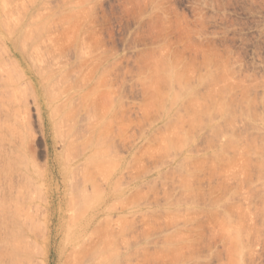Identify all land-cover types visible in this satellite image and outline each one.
<instances>
[{
	"label": "rangeland",
	"instance_id": "374dc122",
	"mask_svg": "<svg viewBox=\"0 0 264 264\" xmlns=\"http://www.w3.org/2000/svg\"><path fill=\"white\" fill-rule=\"evenodd\" d=\"M6 28L20 29L21 38L27 37L22 48L30 69L26 77L12 68L10 53L4 54L10 49ZM0 30L5 63L0 78L5 76L12 87L7 92L0 88V170L35 163L41 172L49 161L65 171L71 185L61 209L66 221L72 217L69 231L88 211L85 201L96 204L102 195L92 237L78 251L82 264H234L233 246L226 238L230 224L232 232L240 229V264H264V0H0ZM40 31L55 39L51 48L63 67L51 58L35 59L39 47L33 34ZM40 54L44 56L43 48ZM159 56L174 70L188 72L192 88L186 87L203 99L209 115L196 113L194 121L186 103L177 106L180 113L173 108L171 119L160 110H149L148 99L154 94L145 81L153 84L154 76H160L155 72L160 64L154 63H160ZM96 68L101 72L90 77ZM30 77L39 81L41 95L31 89ZM160 86L179 92L181 85ZM92 88L99 94L111 91L117 100V111L96 127L92 122L101 120L103 109L100 97L90 105ZM221 105L227 113L219 111ZM178 114L188 119L180 115L179 123ZM53 116L60 119L58 124ZM195 122L201 128L192 127ZM173 128H182L188 141L180 151L169 138L171 133L175 138ZM228 136H233L231 141L238 137L237 144L232 143L238 150L228 147ZM157 141L173 145H165L168 151L162 148L167 161L160 153L162 145L157 151ZM33 180V221L26 225L36 243L24 235L19 243L30 245L26 264H43L44 193L37 186L46 183L52 192L58 187L61 191L63 179L53 175L44 180L34 172ZM165 208L173 215L163 213ZM224 215L230 220L222 228V217L228 219ZM0 264H8L6 251L0 250Z\"/></svg>",
	"mask_w": 264,
	"mask_h": 264
},
{
	"label": "bare ground",
	"instance_id": "6f19581e",
	"mask_svg": "<svg viewBox=\"0 0 264 264\" xmlns=\"http://www.w3.org/2000/svg\"><path fill=\"white\" fill-rule=\"evenodd\" d=\"M6 18V17H5ZM1 31V30H0ZM4 34L7 36V41H8V43H9V48L10 49H8V51H6V49H4L5 51H4V54H7V53H10V56L9 57H7V60L8 59H10L11 61L13 60L14 62H13V66H12V68L13 69H15V70H17L18 69V71L22 74V76H27L29 73H28V70H30L29 68H26L25 66H26V63H28V62H26V61H24L25 60V55H24V53H23V50H22V48L24 49L25 47L24 46H26V40H27V37L25 36L24 37V39H22L21 38V36H20V29H16V31H11V30H9L8 28H6L4 31ZM44 33V34H43ZM42 33V31H40V32H35L33 35L35 36V38H34V44L36 45V46H38L39 47V50L38 51H35L36 52V60L37 61H40V62H42L43 60H44V58L46 57V58H51V60L53 61V63H58L59 65H61L62 67L64 66V64L65 63H62L58 58H60V56H57V55H54V53H53V51H52V48L51 47H53V46H55V39L53 38V36L51 35V33H46V32H43ZM19 39V40H18ZM20 43H19V42ZM46 47H48L47 49H46ZM41 48H43L44 49V56L42 55V54H40V50H41ZM15 51L17 52V54H15ZM159 55V54H158ZM28 57V56H27ZM58 57V58H57ZM157 56H155V59H157L156 58ZM160 57V63H156L157 61H158V59L156 60V62H154L155 64H160V69L158 68V66L156 67V65H154L155 67H156V73L157 74H159L160 76H154V78H153V74H151L152 75V77L150 78H148V79H155L156 81H154V83L155 82H157V83H151L153 80H149L150 82H148V80L147 81H145V82H147L146 83V85L148 84V85H150V86H148L152 91H150L151 92V95H152V93L154 94V95H152L151 97H149V99L148 100H150V101H152V103L150 102L149 103V101H148V103H147V101L146 102H144V103H147V104H151V106L153 107V108H151V106H147V104L146 105H144V106H147L148 108H150L149 110H154L155 112H157L156 110H160V113L161 112H163L164 113V116H165V118H169V119H171L169 116H171V115H173V114H170V113H172L173 111H174V109L173 108H175V106H176V109L175 110H177L178 111V109L179 108H177V106H180L181 104H182V106H184V104L186 103V105H185V107L187 106V104H188V107L192 110H190L191 112H192V114H190L191 115V117H193V120L195 119L194 117V115L196 114V113H199V112H202V114L204 115V114H208L209 115V113L207 112V108H204V107H206V106H204V104L202 103V101H203V99L201 100L200 98H198V97H196L195 96V93H193V90L192 89H190V92H189V88H188V86L186 87V85H190V84H188V81H186L188 78H187V76L189 77V74H188V72L185 74L184 72H180V71H177V70H174V67L172 68L170 65L172 64V63H170L169 64V60H168V62L167 61H162V56H159ZM165 57V56H164ZM164 59V58H163ZM4 59H2L1 58V56H0V74H3L2 73V70L1 69H3V65L5 64L4 63V61H3ZM153 60V59H152ZM165 60V59H164ZM25 64V65H23V63ZM31 61L29 60V63H30ZM170 62H171V60H170ZM174 63V62H173ZM31 64H32V62H31ZM175 65V64H174ZM151 66V65H150ZM28 67V66H27ZM175 67H176V65H175ZM153 67L151 66V69H152ZM178 68V67H177ZM4 70V69H3ZM18 71L16 72L17 74H18ZM188 71V70H187ZM101 72V69H99V68H96V69H94L93 70V74H91L90 75V77H94V78H96L97 76H98V74ZM5 74H7L6 72H4ZM5 77V76H4ZM4 77L3 78H0L1 80H4ZM144 77V76H143ZM156 77V78H155ZM31 78V77H30ZM144 78H146V77H144ZM186 78V79H185ZM87 79V78H86ZM159 79V80H158ZM208 79V78H207ZM8 80V79H7ZM7 80H4V81H0V88L2 87L3 88V90H4V92H7V91H9V90H11L12 89V87H10L9 86V84L7 83ZM87 82L89 81V78L86 80ZM87 82H86V84H87ZM186 82V83H185ZM30 83V86H31V89L33 90V91H37V96L38 95H41V92H40V90H39V87H41V85L39 84V81H33V79L31 78V81L29 82ZM151 83V84H150ZM85 84V85H86ZM157 84V85H156ZM161 84H163V86L166 88H170V86L171 87H174V84H178V85H181V86H179V92H177V89H172V88H170V89H164V90H162L163 88L160 86ZM84 85V84H83ZM82 85V86H83ZM84 85V86H85ZM211 85V84H210ZM210 85H209V87H210ZM215 85V84H214ZM74 87H75V85H73ZM83 86V87H84ZM177 86V85H176ZM191 86V85H190ZM189 86V87H190ZM147 87V86H146ZM147 87V88H148ZM158 87H161V90H159L160 88H158ZM178 87V86H177ZM176 87V88H177ZM76 88H78L77 86H76ZM75 88V89H76ZM86 88V87H85ZM149 88H148V90H149ZM190 88H192V86L190 87ZM72 89V88H71ZM86 89H88V88H86ZM93 90H94V94H93V92L92 91H90V92H88V94L91 96V102H90V105L91 104H93V103H95L96 101H97V98H99L100 97V99H98V101L100 100V102H101V108L103 109L102 110V115L100 116V118H101V120L98 122V123H94V122H92V124H94L93 126L94 127H96V126H98L101 122H102V120H104V118L107 116V114H110L111 112H115V111H117V108H114V104H116V98L115 97H112L111 96V91L108 93V92H101L100 94H99V92H95V89L94 88H92ZM191 90H192V93H191ZM207 90H208V88H207ZM77 91V90H76ZM71 92V91H70ZM72 92H75V91H72ZM71 92V93H72ZM149 92V93H150ZM206 92V91H205ZM205 92H204V94H205ZM208 92L211 94V92H212V87L210 88V91L208 90ZM209 93H207L206 92V95L208 94V96L210 97V94ZM74 94V93H73ZM97 95H99V96H97ZM206 95H201L202 97H205ZM152 97H153V99H152ZM96 99V100H95ZM152 99V100H151ZM187 99V100H186ZM186 100V101H185ZM93 101V102H92ZM143 104V103H142ZM93 105H95V104H93ZM92 106V105H91ZM142 106V105H141ZM143 106V108H145ZM204 106V107H203ZM215 106V105H214ZM184 107V108H185ZM217 107H219V105H217ZM216 107V108H217ZM222 107V108H221ZM181 108V107H180ZM215 108V110H219V108H217L216 109ZM220 112L222 111L223 113H227L228 111H226V108H224V106H220ZM224 108V109H223ZM5 108H3L2 109V111L4 110ZM98 109V108H97ZM97 109H94V110H97ZM100 109V108H99ZM173 109V110H172ZM93 110V109H92ZM185 110L188 112H184V113H187V114H189L190 113V111H188L187 110V108H185ZM5 111H6V109H5ZM10 111V110H9ZM154 111H151V112H154ZM181 111H184V110H181ZM8 112V111H7ZM54 112V114L56 115V113L55 112H57V111H53ZM52 112V113H53ZM144 112H146L145 110H144ZM179 112V111H178ZM177 112V113H178ZM9 113V112H8ZM147 113H148V111H147ZM159 113V112H158ZM159 113V114H160ZM177 113H175V114H177ZM180 113V112H179ZM183 112H181V114H182ZM54 114H52V115H54ZM57 114H58V112H57ZM175 114H174V116H175ZM180 114V115H181ZM54 115V116H55ZM96 115V114H95ZM163 115V114H162ZM179 115V114H178ZM180 115H179V117H180ZM185 115V114H184ZM182 116V117H184V119H185V117L187 116ZM54 116H53V120L55 119L54 118ZM94 116V115H93ZM160 116H161V114H160ZM205 116H207V115H205ZM56 117V116H55ZM58 117V116H57ZM56 117V118H57ZM59 117H61V115H59ZM58 117V118H59ZM173 117V116H172ZM182 117H180L179 118V120L177 121V122H179L180 121V119H181V121H182ZM159 118V117H158ZM164 118V117H163ZM175 118H176V116H175ZM178 118V117H177ZM187 118V117H186ZM188 119V118H187ZM190 119V118H189ZM56 120V122H57V120L58 119H55ZM54 120V121H55ZM158 120V119H157ZM192 120V121H193ZM156 121V120H155ZM166 121V120H165ZM167 121H169V123H170V120H167ZM180 121V122H181ZM190 121V120H189ZM195 121V120H194ZM53 122V121H52ZM56 122H54L55 124H56ZM60 122V119H59V121L57 122V124ZM176 122V123H177ZM179 122V123H180ZM212 122V121H211ZM175 123V124H176ZM182 123H184V121L182 122ZM185 123H187L186 121H185ZM188 123H191V122H188ZM56 124V125H57ZM151 124V123H150ZM161 124V123H160ZM160 124H159V128H160ZM164 124V123H163ZM172 124V123H171ZM174 123L172 124V125H174V127L176 126ZM178 124V123H177ZM195 124V125H194ZM194 124H192L191 126L193 127V126H195L196 127V125L198 124H196V122L194 123ZM209 124V123H208ZM54 125V124H53ZM165 125V124H164ZM182 125V124H181ZM201 125V124H200ZM212 125V124H211ZM58 126V125H57ZM166 126V125H165ZM178 126V125H177ZM180 126V125H179ZM190 125H188V127H189ZM190 126V127H191ZM198 126H199V124H198ZM203 126V125H202ZM51 127H52V124H51ZM54 127H55V125H54ZM163 127V126H162ZM171 127V126H170ZM169 127V128H170ZM173 127V126H172ZM172 127H171V129H172ZM182 127V126H181ZM200 127V126H199ZM158 128V127H157ZM197 128V127H196ZM196 128H194V129H196ZM201 128V127H200ZM52 129V128H51ZM55 129V128H54ZM177 129H179V127L177 128ZM56 130H57V127H56ZM55 130V131H56ZM154 131H155V129H153ZM173 130H175L174 128H173ZM180 130H183L182 128H180ZM180 130H175V132H176V134H175V132H174V136H175V138L174 137H171L173 134L171 133V136H169L170 134H168V132H167V134H168V136H169V138H173L174 140H176V142L174 143V140H173V142H172V140L171 139H169V140H171L170 142L173 144H175V146L176 147H178V148H180L179 149V151L182 149V148H184V146L186 145V142H188V141H186V135L184 136L183 135V133L180 131ZM59 131V130H58ZM156 131H157V129H156ZM169 131H171L170 129H169ZM59 133V132H58ZM58 133L56 132V134L58 135ZM156 133V132H155ZM158 133V132H157ZM62 134V133H61ZM166 134V133H165ZM63 135V134H62ZM156 135V134H155ZM157 137L158 136H160V138H161V133L159 132V135H156ZM155 136V137H156ZM162 136L164 137V133L162 134ZM145 137V136H144ZM154 137V136H153ZM157 137H156V139H157ZM167 137V136H166ZM233 137V136H232ZM232 137H230L229 138V136H228V138H229V140L230 139H232ZM226 139H227V137H225ZM235 138H237V139H233L232 141L230 140H228L227 141V144H229L228 145V147L230 146H232V147H234V146H236V147H234V148H238L239 146L238 145H234L235 143L237 144V141H238V137H235ZM147 139V138H146ZM158 139H159V137H158ZM225 140V139H224ZM237 140V141H236ZM148 141L149 140H147V142L146 143H148ZM156 141V140H155ZM184 141H186L185 143H184ZM235 141V142H234ZM151 142V141H150ZM150 142H149V144H150ZM157 142H159V141H157ZM157 142L156 143H154V142H152V143H154L155 145H159L160 144V146H161V152L160 153H162L161 154V156L163 155V158H164V156H165V153H163L162 152V150L164 149V150H167L168 151V149L167 148H169L170 146H171V143H165L164 141H162L163 142V144H164V146H163V144H161L160 142L157 144ZM229 142V143H228ZM222 143H225L226 144V142L225 141H222ZM221 143V144H222ZM232 143H234L233 145H232ZM242 143V142H241ZM145 144V143H144ZM168 144V147L167 148H165L166 146L165 145H167ZM231 144V145H230ZM243 144V143H242ZM241 145V144H240ZM173 146V145H172ZM171 146V147H172ZM238 146V147H237ZM243 145H241L240 147H242ZM164 147V148H163ZM175 147V148H176ZM225 147H226V145H225ZM149 148V147H148ZM157 148V147H156ZM163 148V149H162ZM223 148H224V146H223ZM223 148H222V150H223ZM147 149V148H146ZM149 149H152V147L151 148H149ZM159 146H158V152H159ZM173 149H174V147H173ZM218 149V148H217ZM225 150L227 149V148H224ZM240 149H243V147L242 148H239V150ZM143 150V149H142ZM142 150H141V152L140 153H142ZM176 150H177V148H176ZM188 150V149H187ZM220 148H219V152H220ZM238 150V149H237ZM236 150V151H237ZM139 151V150H138ZM146 150H144L143 151V153L145 152ZM150 151V150H149ZM166 151V152H167ZM178 151V150H177ZM176 151V152H177ZM189 151V150H188ZM212 151V150H211ZM232 151H235L233 148H232ZM235 151V152H236ZM150 152H152V150L150 151ZM157 152V153H158ZM165 152V151H164ZM191 152V151H190ZM213 152H216V150L215 151H213ZM225 152V151H224ZM239 152V151H238ZM139 153V154H140ZM153 153H155L154 151H153ZM160 153H158V154H160ZM180 152H178V154H179ZM188 153V152H187ZM217 153H218V151H217ZM234 153V152H233ZM237 153V152H236ZM236 153H234V154H236ZM145 154H146V152H145ZM144 154V155H145ZM148 154H149V152H148ZM167 154H168V152H167ZM177 154V153H176ZM192 154V153H191ZM209 154V153H208ZM208 154H205L206 156L208 155ZM211 154H215V153H211ZM210 154V155H211ZM219 154V153H218ZM238 154V153H237ZM182 155H184V154H182ZM195 155V154H194ZM209 155V156H210ZM221 155V154H220ZM223 156H224V154H222ZM239 155V154H238ZM29 156H31V158H32V154H30ZM146 156V155H145ZM148 156V155H147ZM149 156H152V154L150 155L149 154ZM154 156V155H153ZM160 156V155H159ZM187 154H185V157H186V160L185 161H188L189 159H190V157H189V159L187 160ZM215 156H217V155H215ZM222 156V157H223ZM54 161L57 163L58 162V159H57V156H55V154H54ZM156 157V156H155ZM165 157H168V156H165ZM185 157L183 158V156H182V158H183V160L185 159ZM198 157V156H197ZM199 157H200V155H199ZM203 155L201 156V160H203ZM205 157V156H204ZM212 157V156H211ZM210 157V158H211ZM218 157H219V155H218ZM221 157V158H222ZM224 157H226V155L224 156ZM236 157H238L237 155H236ZM240 157V156H239ZM138 158V157H137ZM157 158V157H156ZM159 158V157H158ZM162 158V157H161ZM182 158L180 159L181 161H182ZM194 158H195V156H194ZM213 158V157H212ZM227 158V157H226ZM244 158V157H243ZM242 158V159H243ZM165 159V158H164ZM167 159V158H166ZM165 159V160H166ZM179 159H177L178 161H180ZM192 159V158H191ZM198 159H200V158H198ZM205 159V158H204ZM208 158H206L205 160H207ZM223 160H222V162H224V158H222ZM235 159V158H234ZM160 160V159H159ZM163 161V162H166V161ZM193 160V159H192ZM211 160H215V159H211ZM221 160V159H220ZM237 161H239L238 160V158L236 159ZM191 161V160H190ZM199 161V160H198ZM204 161V160H203ZM234 161V163H236L235 162V160H233ZM32 162V161H31ZM162 162V161H161ZM184 162V161H183ZM193 162V161H192ZM197 162V161H196ZM195 162V163H196ZM226 162H228V160L226 161ZM177 163V162H176ZM182 163V162H181ZM194 163V164H195ZM197 163H199V162H197ZM197 163H196V166H198L197 165ZM212 161H211V166H214V165H212ZM230 163H231V161H230ZM238 163V162H237ZM236 163V164H237ZM243 164L244 163H246V161L244 160V162H242ZM241 163V164H242ZM162 164V163H161ZM160 164V165H161ZM185 164V163H184ZM183 164V165H184ZM186 164H187V162H186ZM186 164H185V166H186ZM188 164H189V161H188ZM188 164H187V167H188ZM200 164H202V162H200ZM236 164H235V167H236ZM239 164H240V162H239ZM242 164V166H243V168L245 167L244 165ZM247 164V163H246ZM190 165H191V163H190ZM182 166V165H181ZM194 166V165H193ZM193 166H191V168L193 167ZM210 166V165H209ZM233 166V165H232ZM184 167V166H183ZM200 167V166H199ZM215 167V166H214ZM214 167H213V169H214ZM185 168V167H184ZM196 168V167H195ZM215 168H217V167H215ZM186 169V168H185ZM184 169V170H185ZM212 169V170H213ZM242 169V168H241ZM246 169V168H245ZM182 170H183V168H182ZM190 170L191 169H189V172H190ZM216 170V169H215ZM243 170V169H242ZM187 171V170H186ZM245 171V170H244ZM243 171V172H244ZM34 172H36V174H37V176L39 175V177L41 178H43L44 180L45 179H47L48 177H50V176H53V175H57V176H59V177H61L63 180H62V182H61V187H62V190L60 191L58 188L57 189H55L53 192H52V190H51V188H49L48 186H47V184L46 183H44V184H40L39 186H37L38 187V189H39V191L41 190L44 194H43V198H44V200H43V209H42V219H43V224H44V232H42V234H41V241H43L44 242V244H45V252H44V258H43V264H82L81 263V260H79V258H78V251L80 250V248H81V246H82V244L84 243V241H86V240H88V239H90L91 237H92V234H93V232H92V230H91V226H92V224H93V222H94V220H95V218L96 217H98L99 215H100V213H101V207H102V201H103V199H102V195H101V197H100V199H99V201L96 203V204H92V203H90L89 201H85L86 202V204H88L87 205V210L88 211H85V213H84V215H83V217H81L80 215L78 216V221H75L74 222V224H73V226H72V231H69L68 229H67V227L68 226H71V219H72V217L70 216V221L68 222V221H66L65 220V217H66V214H65V211L64 210H62L61 208H64L63 206H61V202H62V200H63V198H64V195L65 194H67L68 192H67V190L70 188V185H71V179H68V178H66V176L63 174V173H65V171H63L61 168H57V169H55V167L53 166V165H51L50 163H49V161H46V165H45V168H44V170H42L41 172H39V167L37 166L36 167V164L35 163H32L31 165H29V166H26V167H21V166H18L17 168H15V169H13V170H8V168H6V167H4V169H1L0 170V250H2V251H6L7 252V263L8 264H26L27 262H28V260H29V256H30V245H29V243H28V247H25V246H22V245H20V243H19V236L20 235H24L27 239L30 237V238H33V241H34V244L36 243V236L32 233V236L30 235V229L29 228H27V222H31V221H33V214H32V209H31V206H32V202H33V199H34V191H33V189H34V187L35 186H33V182H34V180H33V173ZM161 172V171H160ZM159 172V173H160ZM183 172H185V171H183ZM158 173V174H159ZM182 173V172H181ZM180 173V175H182ZM186 173V172H185ZM164 174V173H163ZM162 174V175H163ZM242 174V173H241ZM155 175H157V174H155ZM160 175V174H159ZM189 174H187V176H188ZM190 175H191V173H190ZM189 175V176H190ZM185 177H186V179L187 180H189L188 178H187V176L186 175H184ZM184 176L182 177L183 179H184ZM151 178H153V177H150V179ZM155 178H156V176H155ZM182 178H180V181H181V183L184 185V184H187V183H189V181L187 182V181H185L184 182V180L182 179ZM147 180H149V178L147 179ZM183 180V181H182ZM150 181V180H149ZM187 182V183H186ZM188 185V184H187ZM189 185H190V183H189ZM192 186V185H191ZM185 187H187V186H185ZM188 188H189V186H188ZM194 188V187H193ZM186 189V188H185ZM190 189V188H189ZM187 190V189H186ZM191 191H192V189H190ZM189 191V190H188ZM68 199V198H67ZM71 199L72 200H74V194L72 195V197H71ZM87 199V198H86ZM54 200H57V202L56 203H54ZM65 200V199H64ZM240 207V206H239ZM37 208V207H36ZM166 209V208H165ZM163 210V213H165L164 211H167L166 212V215H167V213L168 214H170L171 212H169L170 211V209H166V210ZM237 209V208H236ZM151 211V210H150ZM240 211H241V209H240ZM171 215H173L172 213H171ZM170 215V216H171ZM169 216V217H170ZM227 216V215H226ZM225 215H224V217H226ZM168 217V216H167ZM168 217V218H169ZM229 216H227V218H228ZM79 218H81V219H79ZM171 219L173 218V217H170ZM169 218V219H170ZM230 218V217H229ZM225 219V218H223L222 217V219H223V221H222V223H220V222H217L218 224L220 223V225L222 226V228H223V225L224 224H226V220H230V219ZM225 220V221H224ZM221 221V220H220ZM231 221H232V219H231ZM230 221V222H231ZM234 221V220H233ZM228 222V221H227ZM230 222H229V224H230ZM232 223V222H231ZM223 224V225H222ZM234 224V223H233ZM231 225V224H230ZM230 225H229V227H228V229L231 231V229H230ZM228 226V225H227ZM226 227V226H225ZM244 228V227H243ZM235 229V228H234ZM233 228H232V230H233V232L235 231ZM218 230H219V228H218ZM220 230H221V227H220ZM224 230H226V229H224ZM228 230V231H229ZM240 230V229H239ZM238 230V231H239ZM222 231V230H221ZM227 230L225 231V233L226 232H228ZM229 231V232H230ZM236 231H237V229H236ZM238 231H237V233L236 232H232L233 234H231V232L229 233H226V234H228V237H226V238H228V240L230 241V244L232 243V246H233V248L231 249V247H230V250L232 251H230V253H231V257H233V262L232 263H236V264H240V262H239V253H240V248H239V245H240V239H239V233H238ZM223 233H224V231H223ZM230 234V235H229ZM178 236H179V234H178ZM177 238V237H176ZM181 238V237H180ZM179 238V239H180ZM181 240V239H180ZM228 249H229V247H228ZM53 255V258H52V262L50 261V255ZM60 254L62 255V260L60 261ZM89 257L90 258H93V256L92 255H89ZM230 257V258H231ZM93 260H94V258H93ZM100 260V259H99ZM232 260V259H231ZM60 261V262H59ZM95 261V260H94ZM94 261H91V262H89V263H87V264H96ZM98 261V260H97ZM234 263V264H235ZM97 264H101V262L99 261Z\"/></svg>",
	"mask_w": 264,
	"mask_h": 264
}]
</instances>
